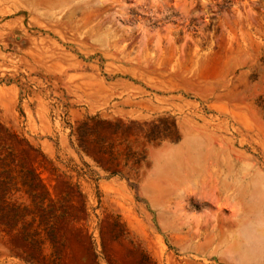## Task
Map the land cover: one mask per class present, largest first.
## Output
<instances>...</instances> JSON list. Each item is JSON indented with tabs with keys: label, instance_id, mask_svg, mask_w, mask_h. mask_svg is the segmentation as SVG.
<instances>
[{
	"label": "rangeland",
	"instance_id": "obj_1",
	"mask_svg": "<svg viewBox=\"0 0 264 264\" xmlns=\"http://www.w3.org/2000/svg\"><path fill=\"white\" fill-rule=\"evenodd\" d=\"M0 264H264V0H0Z\"/></svg>",
	"mask_w": 264,
	"mask_h": 264
}]
</instances>
